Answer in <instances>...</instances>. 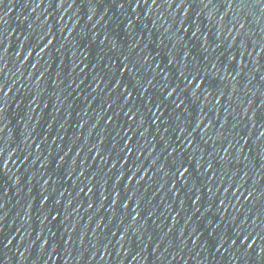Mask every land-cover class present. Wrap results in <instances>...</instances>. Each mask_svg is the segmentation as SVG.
<instances>
[{"label":"water","instance_id":"95a60500","mask_svg":"<svg viewBox=\"0 0 264 264\" xmlns=\"http://www.w3.org/2000/svg\"><path fill=\"white\" fill-rule=\"evenodd\" d=\"M0 264H264V0H0Z\"/></svg>","mask_w":264,"mask_h":264}]
</instances>
